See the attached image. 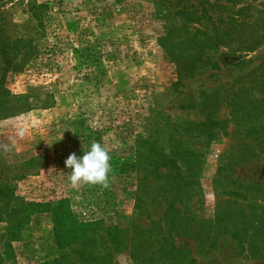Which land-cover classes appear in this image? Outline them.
Returning <instances> with one entry per match:
<instances>
[{"label":"rangeland","instance_id":"rangeland-1","mask_svg":"<svg viewBox=\"0 0 264 264\" xmlns=\"http://www.w3.org/2000/svg\"><path fill=\"white\" fill-rule=\"evenodd\" d=\"M215 2L8 0L1 6L7 35L39 42L40 51L8 79L10 92L32 89L53 104L0 117V264H55L60 252L50 210L59 201L97 229L127 227L139 238L155 229L167 242L159 240L154 250L173 242L187 252L175 264H264V150H258L264 42L247 56L221 46L210 52L218 68L181 81L159 43L162 37L179 43L193 27L220 34L224 23L210 19L217 23L227 12L211 5L227 1ZM229 2L234 18L250 25L240 34L264 36V0ZM92 140L111 156L109 187L73 189L65 160L82 157ZM138 255L129 248L108 264H133ZM155 258L169 264L162 252Z\"/></svg>","mask_w":264,"mask_h":264},{"label":"trees","instance_id":"trees-1","mask_svg":"<svg viewBox=\"0 0 264 264\" xmlns=\"http://www.w3.org/2000/svg\"><path fill=\"white\" fill-rule=\"evenodd\" d=\"M8 0H0V8ZM217 2V0H215ZM224 5H211V7H219L222 11L227 12L224 15V19H220L217 23L210 19V23L213 25L223 24L224 30L218 34L217 31H201L199 27H193L190 33H187V37L181 40L179 43L172 42L171 37H162L159 39V43L163 46L168 61L173 65V71L177 81H181L187 77H192L201 73L206 68L216 69L217 63L212 61L210 52L216 51L221 46L225 48L234 49L229 50L232 53L244 51L247 53H253L264 42V36H258L255 34L245 35L240 34L241 29L250 28L249 24H241L236 18H234V12L230 9V0H226ZM215 2V3H216ZM211 3V2H210ZM208 2L207 5L210 6ZM42 7V5H39ZM229 10V11H228ZM185 10L181 9L179 15L182 16ZM0 12V117H9L24 111H29L35 107L46 106L49 107L53 104V101L48 103L43 101L41 97L32 92V89H27L23 94H12L8 87V79L13 75L21 73L24 68L37 58L39 55V42H34L32 39H24L21 37H11L7 35L4 30L3 19ZM34 14V13H33ZM36 16V15H33ZM37 18V17H34ZM37 20V26L42 24V21ZM212 20V21H211ZM224 20V21H223ZM190 22V21H187ZM198 25L199 21H196ZM260 24L264 25V20H260ZM260 26V25H259ZM188 30V28L186 26ZM179 46L175 47L174 46ZM184 45V47H180ZM254 58L240 63H251ZM255 59H260L259 56ZM252 69L251 72H253ZM263 126L260 127V130ZM259 134V132H257ZM258 150H264V147H259ZM256 153V151H252ZM66 202L59 201L51 208L50 212L53 220V234L54 241L59 250V258L54 259L55 264H108L114 254H121L122 251L128 250L139 254L136 257L137 262L133 264L143 263L140 260L142 254H146L153 248L157 247L158 241L167 242L165 237L155 233V229L152 232L149 229H145L146 233L139 238L138 233H130L127 227H103L97 229L92 223H82L73 218L69 208H65ZM63 205V206H62ZM95 223V222H94ZM96 224V223H95ZM76 244L91 245V250L76 251L71 247V251L67 252L69 246ZM130 244V245H129ZM108 245V246H107ZM128 245L130 247H128ZM167 249L162 250V245L156 250L152 249L153 256L146 259V264H157L158 259L155 258L156 253H164L167 257L169 264H175L180 256L184 259L187 257V252L175 246L173 242L168 243ZM128 247V249H127ZM77 254L76 258L71 257L72 253ZM133 254V252H132ZM69 258L68 261H65ZM184 264H191L193 259H186ZM65 261L64 263H62ZM113 261V260H112ZM111 261V262H112ZM110 262V263H111ZM114 262L113 264H117Z\"/></svg>","mask_w":264,"mask_h":264},{"label":"clouds","instance_id":"clouds-1","mask_svg":"<svg viewBox=\"0 0 264 264\" xmlns=\"http://www.w3.org/2000/svg\"><path fill=\"white\" fill-rule=\"evenodd\" d=\"M24 130L18 135L23 137ZM7 150V146H5ZM111 156L101 143L92 140L90 150L84 152L82 157L75 153L70 154L65 160V166L70 169L69 182L73 189L84 185L109 187V174L112 171Z\"/></svg>","mask_w":264,"mask_h":264}]
</instances>
